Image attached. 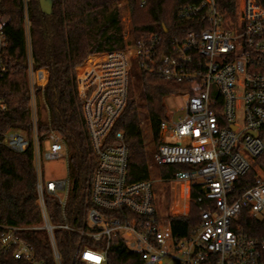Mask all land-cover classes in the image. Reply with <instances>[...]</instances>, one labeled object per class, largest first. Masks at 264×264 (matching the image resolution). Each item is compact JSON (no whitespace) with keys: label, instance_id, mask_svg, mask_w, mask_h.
Wrapping results in <instances>:
<instances>
[{"label":"built area","instance_id":"2783aa9c","mask_svg":"<svg viewBox=\"0 0 264 264\" xmlns=\"http://www.w3.org/2000/svg\"><path fill=\"white\" fill-rule=\"evenodd\" d=\"M236 6L235 18L226 16L218 0L180 7L178 17L193 18L196 28L174 40L168 53L160 51L156 33L133 40L129 19L124 49L95 53L76 68L94 170L85 214L74 223L67 211L72 184L69 147L52 126L44 139L40 135L39 111L49 71L33 64L29 6L23 0L31 130L0 131V147L15 153L32 148L40 222L0 223V259L12 254L29 264H46L24 236L42 231L56 264H62L55 235L60 229L79 236L74 257L84 264H108L115 241L139 253L144 264H264V236L251 235L242 222L243 213L264 219V170L255 164L264 151V0H236ZM6 44L0 29V76L7 71L2 55ZM139 71L192 84L193 93L172 95L185 96L180 109L184 115L161 120L154 154L159 166H186L164 181L175 184L176 196L184 201L183 214L192 204L199 212V226L188 237L176 238L170 224L160 223L152 179L128 180L125 134L112 132L126 106L133 73ZM5 109L0 97V114ZM61 160L66 166L62 176L45 174V164ZM250 168L256 172L254 184L237 194L236 183ZM194 190L198 195L192 199ZM50 198L60 206L57 221L51 216Z\"/></svg>","mask_w":264,"mask_h":264},{"label":"trees","instance_id":"16d2710c","mask_svg":"<svg viewBox=\"0 0 264 264\" xmlns=\"http://www.w3.org/2000/svg\"><path fill=\"white\" fill-rule=\"evenodd\" d=\"M199 0H125L131 15L133 40L146 33H156L161 39L160 51L168 53L174 40L195 29L193 18L178 17L180 7ZM227 17H236V0H218ZM123 0H52L50 13H45L40 0H28L30 38L33 64L47 68L48 82L44 102L39 111V128L44 139L52 126L64 137L70 151L72 179L67 211L70 218L80 220L86 209L89 177L94 170V151L86 132L81 104L77 95L76 68L89 56L104 51L125 48ZM142 2H145L142 4ZM0 29L7 44L2 50L7 71L0 76V97L6 109L0 114V131L10 128L31 130L27 46L23 17V0H0ZM192 84L139 71L133 73L128 99L112 132L122 130L129 147L128 180L151 179V158L145 143L143 118L149 121L154 144L160 143V122L168 116L166 97L177 93H193ZM40 93V91H39ZM40 95V94H39ZM146 107V117L142 114ZM44 109L48 115L44 114ZM264 140V127L261 130ZM157 149V148H156ZM264 170V151L255 158ZM184 165H162L160 174L169 179ZM256 178L250 168L238 180L236 193L252 186ZM36 176L32 148L15 153L0 147V223L28 226L40 222L37 204ZM198 195L192 191V199ZM53 221H57L60 206L48 199ZM242 215L245 229L254 236H264V219ZM176 238L194 234L200 223L199 212L191 205L187 214L168 215ZM62 264H84L74 257L80 241L76 233L56 230ZM46 264H56L49 243L42 231L24 235ZM108 264H144L142 256L121 242H112ZM2 264H29L12 254L0 259Z\"/></svg>","mask_w":264,"mask_h":264},{"label":"rangeland","instance_id":"374dc122","mask_svg":"<svg viewBox=\"0 0 264 264\" xmlns=\"http://www.w3.org/2000/svg\"><path fill=\"white\" fill-rule=\"evenodd\" d=\"M123 7V23H131V15L129 9L125 6V0L122 2ZM125 21V22H124ZM174 95V94H172ZM169 95L166 97V104L168 106V116L169 120H177L179 116H183L184 112L180 111V109L184 106L185 96L179 94L172 96ZM142 114L143 117H146V107L145 104H142ZM143 129L145 133V143L147 150L149 152L151 158V166H150V175L151 179L155 184V192L157 195L156 199V207L158 211V216L160 223L162 225H168V215H178L183 214V203L184 201L178 196H176L175 184L172 182L164 181L160 174V166L156 163L154 154L156 152V146L154 144L152 129L149 124V121L146 118H143ZM66 171V166L64 161H58L54 163H47L44 165V172L46 175H52L53 177L62 176ZM191 209V206L189 210Z\"/></svg>","mask_w":264,"mask_h":264},{"label":"water","instance_id":"95a60500","mask_svg":"<svg viewBox=\"0 0 264 264\" xmlns=\"http://www.w3.org/2000/svg\"><path fill=\"white\" fill-rule=\"evenodd\" d=\"M40 5L45 13H50L52 9V0H40Z\"/></svg>","mask_w":264,"mask_h":264}]
</instances>
